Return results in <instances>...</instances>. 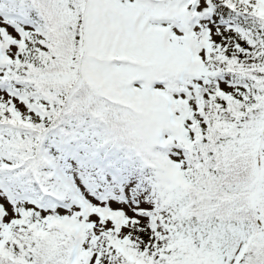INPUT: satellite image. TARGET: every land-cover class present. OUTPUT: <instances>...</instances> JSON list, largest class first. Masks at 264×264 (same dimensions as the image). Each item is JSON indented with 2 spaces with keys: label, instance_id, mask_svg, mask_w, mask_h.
I'll return each instance as SVG.
<instances>
[{
  "label": "snow or ice",
  "instance_id": "6c2138e0",
  "mask_svg": "<svg viewBox=\"0 0 264 264\" xmlns=\"http://www.w3.org/2000/svg\"><path fill=\"white\" fill-rule=\"evenodd\" d=\"M0 264H264V0H0Z\"/></svg>",
  "mask_w": 264,
  "mask_h": 264
}]
</instances>
